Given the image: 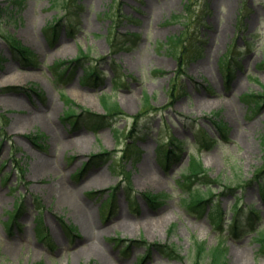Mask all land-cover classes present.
Segmentation results:
<instances>
[{
  "label": "rangeland",
  "instance_id": "obj_1",
  "mask_svg": "<svg viewBox=\"0 0 264 264\" xmlns=\"http://www.w3.org/2000/svg\"><path fill=\"white\" fill-rule=\"evenodd\" d=\"M182 32L180 68L168 37ZM8 37L34 60L15 58ZM116 37L129 48L114 50ZM104 98L122 112L101 124L65 117L69 100L106 114ZM174 139L185 143L166 163ZM192 159L214 180L199 217L179 185ZM42 160L51 171L36 172ZM263 182L264 0H0V264H196L198 243L218 242L228 264H264ZM235 212L247 225L233 231Z\"/></svg>",
  "mask_w": 264,
  "mask_h": 264
},
{
  "label": "trees",
  "instance_id": "obj_2",
  "mask_svg": "<svg viewBox=\"0 0 264 264\" xmlns=\"http://www.w3.org/2000/svg\"><path fill=\"white\" fill-rule=\"evenodd\" d=\"M189 9H190V6L188 3L186 5V11L189 12ZM7 40L10 43L14 52L18 54V56H20L23 59H27V60L31 59L32 51L28 47L24 46L20 42V40H18L17 38H13V37H8ZM185 40H190L188 39L187 34H185V32L184 33L182 32V34L180 35H172L168 37V41L171 44L175 46L177 45L181 46V50L179 51V54L173 53L174 56L177 58L180 65H183L184 63V59H185L184 54L188 53V49H187L188 47H185L184 49V46H183V42H185ZM129 42H130V39H123V38L117 37V39L113 42L114 50H120L122 48H129ZM196 48H200V47H196ZM82 55L84 56L86 54L82 52ZM81 57H77L71 60L58 61L56 63L57 65L52 66L51 68L54 71L63 68V71H64L65 68L68 67L67 65L72 66L74 64L80 63L82 61ZM181 72L182 71H178L175 77L171 80L172 81L171 90L173 91H176L178 88L177 79ZM89 73L91 75L93 72H90L88 70L86 75H88ZM103 102H104V107L106 111L110 113H107V115H98V114L94 115L89 110H85L83 114H85L84 117L86 121L92 124H98V123L101 124V123L106 122L107 119L111 117L114 112H122L120 111V109H118L119 108L118 104L115 102H110L108 98H104ZM149 105H150L149 98L146 97L144 101V106L147 107ZM76 112L77 111L75 110V108L73 107V104L71 103V106H69L68 109H66L65 111V117L67 118L68 117L70 118L72 116L79 117L80 114H75ZM76 121H78V118L75 120V122ZM212 122L214 126L216 127V129L218 130V132L222 133L223 136H225V133H227L226 122L223 120L222 117H220L219 113L215 114ZM211 139L212 138L209 137V140L212 142ZM214 139H216V137H214ZM173 144L178 147H182L184 144V141L181 139H176L175 141L173 140ZM172 154H173V149H170L168 151V155L170 156ZM196 182L199 184L197 185ZM212 182H214V180L210 177L209 170L205 167L204 163L201 160L192 159L191 163L186 169V172L182 175V179L179 182L180 187H182L186 191V196L181 198L183 205L186 208L193 210L194 212H203L205 209V205H207V203L210 200L207 197V195L209 194V196H211L213 194V190L211 188ZM201 185H203L205 189L202 188ZM209 215H210V219L213 222V224L218 225L220 218L215 219L214 211H210ZM236 226L237 225H235V227ZM38 230L41 231L42 229H38ZM256 239L260 241V249L262 252H264V231L262 230L258 231ZM162 247L165 249V251H167L168 249L166 254L169 256L172 255L170 252H174V254L177 252L175 248H171V247L168 248L164 246ZM218 247L219 248H216V249L213 248L211 250H208L205 244L198 243L196 264H228L227 259H226V253L228 251V248L220 247V246Z\"/></svg>",
  "mask_w": 264,
  "mask_h": 264
},
{
  "label": "bare ground",
  "instance_id": "obj_3",
  "mask_svg": "<svg viewBox=\"0 0 264 264\" xmlns=\"http://www.w3.org/2000/svg\"><path fill=\"white\" fill-rule=\"evenodd\" d=\"M38 119H43V118L42 117H39ZM36 169H37L36 172L39 173V172H43V171L49 172V171H51L52 168H51L50 164L46 160H42V161L39 162V164L37 165ZM143 169H144L145 172H147L148 171V166H145ZM63 199H64V201L67 204H70L73 201V204H72L73 213H74V210L76 212V209H77L76 203H74L75 202L74 199L66 191L63 193ZM144 217H145V219L148 218L147 213H145ZM146 221H148V220H146ZM83 223L84 224H87V225H92L95 222L92 219L90 220L89 218L86 217L85 220L83 221ZM147 226L153 227L152 224H151V222H149L147 224ZM114 227H116V225H114L113 228ZM87 241H88V239H87ZM92 245H94L93 242H92Z\"/></svg>",
  "mask_w": 264,
  "mask_h": 264
}]
</instances>
